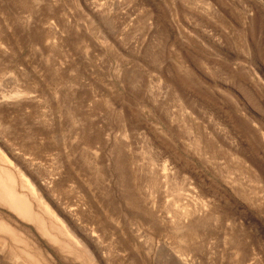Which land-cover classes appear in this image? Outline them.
I'll return each mask as SVG.
<instances>
[{
	"label": "rangeland",
	"instance_id": "rangeland-1",
	"mask_svg": "<svg viewBox=\"0 0 264 264\" xmlns=\"http://www.w3.org/2000/svg\"><path fill=\"white\" fill-rule=\"evenodd\" d=\"M2 186L0 264H264V0H0Z\"/></svg>",
	"mask_w": 264,
	"mask_h": 264
},
{
	"label": "bare ground",
	"instance_id": "bare-ground-1",
	"mask_svg": "<svg viewBox=\"0 0 264 264\" xmlns=\"http://www.w3.org/2000/svg\"><path fill=\"white\" fill-rule=\"evenodd\" d=\"M0 196L5 201V203L9 205L11 204L12 207L18 210L19 212H21L23 216H26L28 218L31 217V210H30L29 205L26 202L19 200V198L16 199L14 195H12V193H10L8 189L7 191H5L3 186H2V191L0 193Z\"/></svg>",
	"mask_w": 264,
	"mask_h": 264
}]
</instances>
